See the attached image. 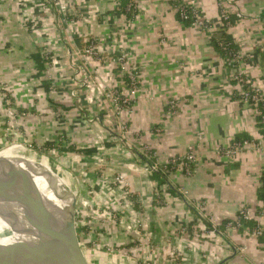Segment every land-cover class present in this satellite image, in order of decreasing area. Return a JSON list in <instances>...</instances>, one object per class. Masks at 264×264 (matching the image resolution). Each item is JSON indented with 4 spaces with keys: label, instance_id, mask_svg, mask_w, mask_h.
I'll return each mask as SVG.
<instances>
[{
    "label": "crops",
    "instance_id": "1",
    "mask_svg": "<svg viewBox=\"0 0 264 264\" xmlns=\"http://www.w3.org/2000/svg\"><path fill=\"white\" fill-rule=\"evenodd\" d=\"M37 1L0 0V73L17 83L20 109L33 106L29 128L44 148L60 134V122L67 123L73 135L75 123L82 122L77 127L84 146L91 133L98 132L91 122L105 139L118 135V122H127L132 145L127 146L126 139L105 145L139 195L141 203L133 204V210L136 227L141 225L145 236L138 229L136 233L120 227L117 239L135 242L134 249L140 240L169 243L183 251V264H264V234L227 226L246 207L255 225L264 227V150L248 147L226 153L238 134L254 139L263 134L256 109L235 98L234 68L214 44V37L225 30L219 18L224 3L234 20L227 32L242 55L238 69L264 93V0H136L138 12L132 20L121 0H72L82 12V20L74 23ZM182 5L195 6L212 24L202 28L183 22L178 10ZM89 40L101 53L125 52L138 71L132 106L115 120L103 99L118 81L117 65L110 58L85 53ZM42 45L53 58L52 69L44 67ZM80 56L88 62L77 68ZM75 69L82 72L81 78L74 76ZM172 99L178 101L173 113L168 106ZM58 105L66 111L60 117L54 112ZM142 149H151L158 162L185 159L190 153L196 159L190 173L175 166L160 182L153 172L143 171ZM162 185H168V197L161 203L156 199ZM193 201L202 203L203 216L191 206ZM169 260L159 262L174 264Z\"/></svg>",
    "mask_w": 264,
    "mask_h": 264
},
{
    "label": "rangeland",
    "instance_id": "2",
    "mask_svg": "<svg viewBox=\"0 0 264 264\" xmlns=\"http://www.w3.org/2000/svg\"><path fill=\"white\" fill-rule=\"evenodd\" d=\"M37 2L36 4L42 5L44 8L45 6L49 7V9L54 8V11L57 12L58 8L56 5L51 4L52 7L49 6L50 0H38ZM25 5L23 3V6ZM72 6L75 9L74 20H82V12L75 3ZM64 15L60 13L61 19L69 20ZM22 18L23 16L21 15L20 20ZM71 23H74V21L71 20ZM41 48L45 61L44 67L46 66L47 69L51 67L52 69L53 58L47 52V46L42 45ZM106 57V59H109V56ZM87 62V57L80 56V61L78 63L76 61L75 65L78 68V65H86ZM74 76H80L81 78L83 75L82 72L75 69ZM49 77L51 78V75ZM49 80H51L50 84L54 82L53 79ZM16 85L17 83L11 82L10 79H5V76L0 73V151L10 146H25L50 157L57 164V169L63 170L62 173L66 179L63 185L66 186V183L68 184L70 190L72 189V193L70 195L69 193L67 194L76 200L78 233L90 264H154V262L163 264L161 262L164 259L169 260V258H172L171 261L174 264H183L181 263L183 261V251L174 250V248L168 249L170 247L169 243L161 245L140 240L139 248L134 249L135 242L133 243L129 240L120 241L116 237L117 229L120 227L128 232L134 230L137 233L140 230L141 234L139 235L145 236L142 226L136 227V222L139 221L136 219L133 210V204L137 205L140 202L138 200L139 195L131 190L126 175L124 178L120 177L122 173L119 168L120 162L115 159V155L112 154L111 150H106L108 146L105 145L107 141L117 145L123 139H126L127 146L132 145L129 142L130 137L127 133L129 131L127 122H123L120 125L119 122H116L119 127L118 135L109 139L99 136V128L94 125V122H91L94 130L98 132L95 134L94 132L91 133L90 137L92 139H88L90 142H85V146L81 141L83 132L77 127L81 126L82 122L80 124L75 123L76 135L72 134L71 128L70 132L66 130L67 123L60 122L58 125L60 134L50 139V142L53 143L52 146L44 148V145L35 142L33 130L30 131L29 128V126H32L30 119L34 116V110L30 109L33 106L30 105L27 111L20 109V103L14 92ZM106 93L103 100H106L107 104L106 106H100L106 107L105 109L111 115L110 117L115 120L124 109H117L106 98ZM28 98L30 99L31 97L28 96ZM14 109H16L15 114L13 116H11L12 114L9 115V112ZM62 111L66 112L59 105L54 108L57 117H60L63 113ZM23 112L27 115L26 120ZM25 121H27V130L25 129ZM70 145H79L85 148L95 147L97 150L92 154H84L80 151L68 150L67 148ZM69 200L71 201L70 198ZM144 246L146 247L145 250ZM155 258L156 260H154ZM141 260L145 262L142 263Z\"/></svg>",
    "mask_w": 264,
    "mask_h": 264
},
{
    "label": "built area",
    "instance_id": "3",
    "mask_svg": "<svg viewBox=\"0 0 264 264\" xmlns=\"http://www.w3.org/2000/svg\"><path fill=\"white\" fill-rule=\"evenodd\" d=\"M50 4L56 5L57 6V12L60 14H65L64 16H67L68 19L71 21H74V15H75V9L72 6L73 1L72 0H50ZM133 3V4H132ZM131 5H134L137 7V2L136 0H132ZM221 4V9H220V15L219 18L223 22L224 27H230V13L227 10L226 6L224 3ZM130 6V5H129ZM189 7V9H187ZM179 10V15L182 18H189L191 15L194 17V22L200 27L204 25V22L206 19V15L199 9H197L195 6L192 5H182L178 7ZM208 26H206L207 28ZM90 42L86 45L84 52L85 53H92L95 57H98L100 59L107 58L106 56H109L110 59H112V63H115L117 67L120 69L118 70V81L117 83L111 87L107 91L106 98L113 103L117 109H126L130 110L132 106V100L133 96H135L136 90L139 85V77H138V71L135 65L129 64L127 55L125 52H118L119 54H113V53H101L97 51V47L95 42L92 40H89ZM242 59V55L239 52L235 53L233 57H229V59H225L226 63L230 65L231 67L234 68V73H233V79L236 82L237 89L239 92V100L244 103V104H250L252 101L255 104V107L258 106V102L262 100L264 93L262 91V88L258 83H256L253 79L249 78L246 76L244 73H242L238 69V61ZM249 83V89L245 88V85ZM9 102V101H8ZM177 100H170L168 102L169 110L171 113L176 112V107H177ZM12 103V102H11ZM8 104V103H7ZM16 109L12 110L9 112V115L13 116L15 114ZM25 115L26 113L23 112ZM248 147H255V148H261L264 150V135H262L258 141H251V140H243L239 141L236 140L235 138L232 139L231 143L228 145V148L226 150L227 154L233 155L239 151H241L244 148ZM141 153L144 156V162H143V171L146 173H151L154 170H161L163 173L169 172L171 169H173L175 166H183L185 168V171L187 173H190L191 171V163L196 159V155L194 153L188 154L185 159L179 158V157H174L171 158L165 162H158L154 161L152 164L149 163L147 160L153 159L154 154L153 152L148 149H142ZM125 174L121 173L120 177L124 178ZM262 181L261 184H264V166H263V171H262ZM168 185H162L161 187V192L158 193L157 195V201L158 202H163L166 199V196L168 197V192L167 191ZM191 206L197 209L198 215L202 216V203L198 201H193L191 202ZM252 217L249 214V211L246 207L240 209L237 217L233 221H229L227 223V226L234 225L238 228L240 227H246L248 233H253L254 235L261 236L264 234V227L260 225H256L253 228L249 227L248 225H245L244 223L246 221L251 220ZM76 223L78 226V222L76 219ZM209 229V228H208ZM209 231L214 232L215 229H209ZM79 232V230H78ZM80 237V234H79ZM168 249L171 250V247H168ZM176 250V249H174ZM86 254V253H85ZM87 256V255H86Z\"/></svg>",
    "mask_w": 264,
    "mask_h": 264
},
{
    "label": "bare ground",
    "instance_id": "4",
    "mask_svg": "<svg viewBox=\"0 0 264 264\" xmlns=\"http://www.w3.org/2000/svg\"><path fill=\"white\" fill-rule=\"evenodd\" d=\"M62 172L50 157L25 146L0 151V184L12 199L5 207L18 217V231L12 229L10 220L0 217V243L31 238L29 228L36 229L38 224H47L60 234L65 232L63 217L71 204L67 193L72 189L67 183V187L63 185L66 179ZM24 211L31 219L25 218ZM6 231L9 234H4Z\"/></svg>",
    "mask_w": 264,
    "mask_h": 264
},
{
    "label": "water",
    "instance_id": "5",
    "mask_svg": "<svg viewBox=\"0 0 264 264\" xmlns=\"http://www.w3.org/2000/svg\"><path fill=\"white\" fill-rule=\"evenodd\" d=\"M70 199L71 204L64 211L63 234L54 231L47 224H38L36 229L31 227L28 231L31 238L0 243V264H90L78 235L76 200L74 197ZM8 201L12 199L0 184V217L6 222L10 220L12 229L18 231L15 227L18 217L5 207ZM24 216L31 219L25 211ZM4 234H9V231Z\"/></svg>",
    "mask_w": 264,
    "mask_h": 264
},
{
    "label": "trees",
    "instance_id": "6",
    "mask_svg": "<svg viewBox=\"0 0 264 264\" xmlns=\"http://www.w3.org/2000/svg\"><path fill=\"white\" fill-rule=\"evenodd\" d=\"M132 0H121V6H122V10L123 12L126 14L127 19L132 20L136 14H137V7H135L134 5H131ZM133 4V3H132ZM130 5V6H129ZM189 9V7L187 8ZM180 16V15H179ZM181 20L187 24H192L194 22V17L191 15L189 18H182L180 16ZM230 25H232L234 23V20L232 18V16H230ZM212 24V20L210 19H206L204 22V25L201 26L202 28H206V26H210ZM229 27H226L225 30L222 32V34L220 36H216L214 37V44L215 46L218 48V50L223 54V56L225 57V59H229V57H233L235 53L239 52V46L238 44L235 43L233 37L227 32ZM113 54H119L118 52L113 53ZM120 68L117 67V70H119ZM245 88L249 89V83L245 85ZM235 98H239V92L238 90L235 91L234 93ZM249 106L253 107L254 109H256L257 112V123L262 131V134L264 135V96L262 98V100H260L258 102V106L255 107L254 102L252 101ZM236 140L239 141H243L245 139L247 140H251V141H258V139H254L251 136H247V135H237L234 137ZM53 143L52 142H48L46 143L45 147H50L52 146ZM109 145V144H108ZM110 145H112L110 143ZM68 150H73V151H80L81 153L84 154H92L94 151H96L97 149L95 147H90V148H85V147H80V146H76V145H70L68 148ZM152 151V150H151ZM142 158L144 159L143 154H141ZM155 159H149L147 160L149 163H153ZM154 176L157 177V179L162 182L165 180V174L161 171V170H154L153 171ZM262 181V179H261ZM171 191L174 193H177V190L174 188H171ZM261 196L264 198V184H261ZM245 225H248L249 227L253 228L255 223L253 222V220H249L246 221L244 223ZM256 226V225H255Z\"/></svg>",
    "mask_w": 264,
    "mask_h": 264
}]
</instances>
